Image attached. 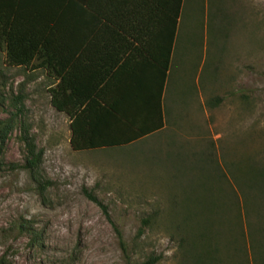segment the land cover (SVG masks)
<instances>
[{
    "label": "rangeland",
    "instance_id": "374dc122",
    "mask_svg": "<svg viewBox=\"0 0 264 264\" xmlns=\"http://www.w3.org/2000/svg\"><path fill=\"white\" fill-rule=\"evenodd\" d=\"M177 33L166 127L109 150L74 149L53 79L4 64L0 50V116L21 90L50 181L41 194L11 167L23 161L13 131L0 167L9 264H264V0H183ZM21 217L40 247L17 230Z\"/></svg>",
    "mask_w": 264,
    "mask_h": 264
},
{
    "label": "trees",
    "instance_id": "16d2710c",
    "mask_svg": "<svg viewBox=\"0 0 264 264\" xmlns=\"http://www.w3.org/2000/svg\"><path fill=\"white\" fill-rule=\"evenodd\" d=\"M182 1L152 0V9L157 12V22L161 21L162 30L166 24L167 47L160 61L162 68L159 88L153 95L147 92L145 98L141 90L137 93L129 91L126 95L122 92L124 96L114 93L112 97L109 94L110 89H106V86L98 88L94 77L86 71L87 65L81 63L77 56L74 57L80 53L78 46H72V41L78 40V22L74 28L73 25L78 21L79 8L85 0H0L2 62L30 70L41 67L48 75L57 76L54 85L48 87L50 102L57 110L68 115L69 141L74 149L129 143L163 125L161 92ZM91 10L98 13V10L109 9ZM49 44L53 45L48 46ZM36 55H40L42 59L34 61ZM68 56L72 57V61L66 68ZM99 78L100 82L105 81L102 77ZM151 98L156 106H152ZM135 99L136 104L141 107L140 112L145 108H151L152 111L156 108L157 122L154 120L153 125L140 122ZM24 102L25 94L21 90H9L7 115L0 116V167L5 163L4 154L9 137L13 131H17V138L22 145L23 161L10 162L11 167L26 169L36 183L35 188L43 194L50 181L42 175V148L37 146L31 132ZM6 163L10 165L9 161ZM87 195L105 209L96 194L88 192ZM16 228L21 234L28 236L30 247L38 248L42 245V234L31 220L21 217ZM180 241L183 247L185 237L181 235ZM150 262L152 259L146 263ZM0 264H9L5 254L0 255Z\"/></svg>",
    "mask_w": 264,
    "mask_h": 264
},
{
    "label": "crops",
    "instance_id": "0c3cea01",
    "mask_svg": "<svg viewBox=\"0 0 264 264\" xmlns=\"http://www.w3.org/2000/svg\"><path fill=\"white\" fill-rule=\"evenodd\" d=\"M152 6V0H85L79 8L78 21H75L73 25L74 28L78 22V40L72 41V46H78L80 54L74 57L77 56L81 63L87 65L88 70L86 71L94 77L98 88L106 86V89H110L109 94L112 97L114 93L123 95V92L126 95L129 91L137 93L138 90H141V94L145 98L147 92H149V95H153L159 88L162 68L160 61L163 51L165 53L167 47V30L166 24L162 30L161 21L160 23L157 22V12L152 9ZM91 9L109 10H98V13H96ZM104 14H109V16ZM122 14L123 16H120ZM180 16L181 10L161 92L162 127L143 134L129 143L104 145L97 148L109 150L110 148L127 146L166 127L168 107L165 104V94L169 87L167 77L171 65L172 51L174 52L177 41ZM50 45L53 44L48 46ZM39 56L36 55L33 60H41L42 58ZM44 57H46V53ZM70 61H72V57L68 56L66 68L69 66ZM36 69L45 72L49 78L53 79L54 75H48L47 71L41 67L31 71ZM55 77L49 86L54 85L55 79H58L56 75ZM99 77H102L105 81L100 82ZM107 85L109 86L107 87ZM123 99L125 100V97ZM136 99L135 105L139 111L137 116L140 122L145 125H153L154 120L157 122L158 119L155 118L156 108L155 111H152L151 108H145L140 112L141 107L136 104ZM151 103L152 106L155 105L154 100Z\"/></svg>",
    "mask_w": 264,
    "mask_h": 264
}]
</instances>
